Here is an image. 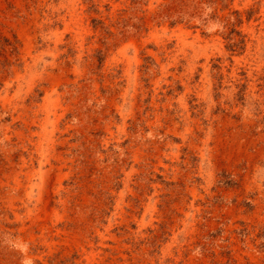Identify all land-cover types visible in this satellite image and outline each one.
<instances>
[{
    "label": "rangeland",
    "instance_id": "rangeland-1",
    "mask_svg": "<svg viewBox=\"0 0 264 264\" xmlns=\"http://www.w3.org/2000/svg\"><path fill=\"white\" fill-rule=\"evenodd\" d=\"M0 264H264V0H0Z\"/></svg>",
    "mask_w": 264,
    "mask_h": 264
}]
</instances>
